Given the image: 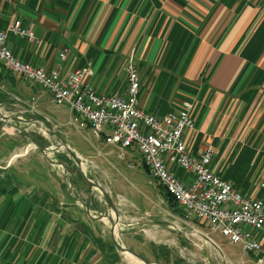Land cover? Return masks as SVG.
Returning <instances> with one entry per match:
<instances>
[{
    "label": "crops",
    "instance_id": "0c3cea01",
    "mask_svg": "<svg viewBox=\"0 0 264 264\" xmlns=\"http://www.w3.org/2000/svg\"><path fill=\"white\" fill-rule=\"evenodd\" d=\"M14 20L35 34L32 40L7 34V46L20 60L64 75L88 67L92 73L84 81L97 93L124 94L131 59L140 74L141 107L162 115L189 101L194 128L184 131L188 150L199 155L210 146L211 169L244 195L264 200V0H0V31ZM0 89L4 111L22 108L39 123L45 116L59 132L54 135L110 183L143 190L148 178L179 225H206L166 200L136 148L106 143L103 134L75 123L67 104L55 103L49 91L1 61ZM10 121L22 126L24 120ZM19 136L0 121V264H128L111 241L110 225L88 215L100 208L96 203L85 202L84 216L78 198L64 201L70 193L43 168L41 153L24 161L11 157ZM169 168L189 183L186 170L175 163ZM254 233L260 250L236 244L246 253L244 264H264V226Z\"/></svg>",
    "mask_w": 264,
    "mask_h": 264
},
{
    "label": "built area",
    "instance_id": "2783aa9c",
    "mask_svg": "<svg viewBox=\"0 0 264 264\" xmlns=\"http://www.w3.org/2000/svg\"><path fill=\"white\" fill-rule=\"evenodd\" d=\"M8 33L35 38L33 30L19 20L0 31V61L8 70L49 91L55 103L67 104L74 122L89 126L97 136L103 134L106 143L120 149L136 148L151 177L171 194L185 218L205 221L212 232L246 252L261 249L254 231L264 226V200L244 195L231 181L217 175L210 166V146L199 155L188 150L184 131L194 128L189 101L183 102L180 111L162 115L146 111L139 102L140 74L131 59L125 65L126 92L97 93L84 81L85 75L92 73L90 68H76L64 75L56 68L24 62L7 46ZM59 57L64 59L65 51ZM169 163L186 170L191 176L189 183H183Z\"/></svg>",
    "mask_w": 264,
    "mask_h": 264
},
{
    "label": "rangeland",
    "instance_id": "374dc122",
    "mask_svg": "<svg viewBox=\"0 0 264 264\" xmlns=\"http://www.w3.org/2000/svg\"><path fill=\"white\" fill-rule=\"evenodd\" d=\"M0 108L4 111L3 105H0ZM12 108L13 106L10 110H14V113L5 110V114L18 115L21 119H25L26 122L21 120L23 121L22 126L39 143L49 147L48 157L60 164L47 160L39 149L23 136H19L20 140L15 142L17 144L11 157L14 160L24 161L31 153L36 157L41 153L43 168L58 175L60 183L65 184L64 188L62 187L63 192L65 191L67 194L69 191L72 196H65L64 201L72 202L78 198L75 205H81L80 208L84 216V209L87 208L85 202H91L92 205L96 203V207L100 208H97L96 211H87L88 215L100 217L110 225V228L113 221L115 223L114 235L117 240L121 241L120 238L125 237L127 243L132 244V246L129 245L131 248L121 241L124 246L140 253L151 264H244L242 259L246 257V253L236 244L228 243L221 234L212 232L207 223L203 225V228L200 226L193 228V226L183 223L179 225L176 222V217L168 212L167 203L158 193L153 182L146 181L148 178L143 182L145 187L143 190H139L137 184L130 182H127V187L115 180L110 183L111 177L102 176L103 173L100 170L92 169L91 162L82 161L81 157L76 154L78 159L84 162L80 167L77 165L75 159L54 135V132H59L56 128L51 127L50 120L45 116L42 117L44 122L39 123L35 118L32 120L33 117L30 119L25 112H20L19 110L22 108ZM52 147H57V149L51 150ZM122 166L124 167L123 164ZM80 172L94 182H97L93 179L94 175L104 184L106 182V185H100L110 197L117 216L116 220H114V210L101 190L84 179L82 182L77 180L81 179ZM132 186L134 191L130 193L129 188ZM106 215L111 217V221ZM117 225L120 229L118 232ZM105 236L109 237V231L105 232ZM120 252L128 264H134V259L138 264H144L140 259Z\"/></svg>",
    "mask_w": 264,
    "mask_h": 264
},
{
    "label": "water",
    "instance_id": "95a60500",
    "mask_svg": "<svg viewBox=\"0 0 264 264\" xmlns=\"http://www.w3.org/2000/svg\"><path fill=\"white\" fill-rule=\"evenodd\" d=\"M10 120H23L21 119L20 117L18 116H14V115H7L5 113H2L0 111V121L2 122V124L4 126H10L12 127L13 129L17 130L19 133H21L24 137H26L31 143H33L38 149L39 151L45 155V157L47 158V160H49L50 162H55V163H59L60 162H56V161H53L52 159H50L47 155V151L50 150L49 147L47 146H44L42 145L41 143H39L23 126H21L20 124L16 123V122H12ZM25 121V119H24ZM61 143H62V146L65 147V149L67 150V152L75 159L77 165L80 167L81 165V161L78 159L76 153L69 147V145L66 143V141L64 139H61ZM54 149H57V147H52L51 150H54ZM83 177L86 179V181H88L89 183L93 184L94 186L98 187L101 192L103 193L104 197L106 198V200L108 201L109 205L112 206V203H111V200H110V197L109 195L107 194V192L105 191V189L102 188V186L100 184H98L97 182H94V181H91L89 178L85 177L84 174H83ZM113 210H114V207L112 206ZM114 213H115V210H114ZM108 217V219L111 221V217H109L108 215H106ZM116 220L117 219V216H116V213H115V217H114ZM114 229H115V223L112 221L111 222V230H110V237H111V241L112 243L114 244V246L122 251V252H125V253H129L130 255L140 259L144 264H151L149 262L148 259H146L144 256H142L140 253L124 246L120 241L117 240V238L115 237L114 235Z\"/></svg>",
    "mask_w": 264,
    "mask_h": 264
},
{
    "label": "trees",
    "instance_id": "16d2710c",
    "mask_svg": "<svg viewBox=\"0 0 264 264\" xmlns=\"http://www.w3.org/2000/svg\"><path fill=\"white\" fill-rule=\"evenodd\" d=\"M5 97H6V93L0 89V99L5 98ZM161 187H162V191H163V194H164L166 200H168L171 205H176V203H175L173 197L171 196V194L168 193L163 186H161Z\"/></svg>",
    "mask_w": 264,
    "mask_h": 264
},
{
    "label": "bare ground",
    "instance_id": "6f19581e",
    "mask_svg": "<svg viewBox=\"0 0 264 264\" xmlns=\"http://www.w3.org/2000/svg\"><path fill=\"white\" fill-rule=\"evenodd\" d=\"M28 121V120H27ZM31 127V126H30ZM29 128V127H28ZM37 128V127H36ZM30 129V128H29ZM33 130V129H32ZM36 131V130H35ZM61 148V147H60ZM127 255H129V256H131V257H133V258H135L134 256H132V255H130L129 253H126ZM133 263L134 264H138V262L134 259L133 260Z\"/></svg>",
    "mask_w": 264,
    "mask_h": 264
}]
</instances>
